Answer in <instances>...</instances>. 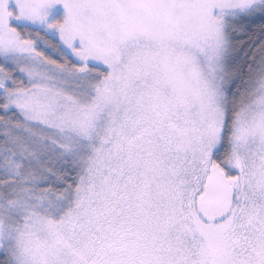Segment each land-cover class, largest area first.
Returning <instances> with one entry per match:
<instances>
[{"label": "snow or ice", "instance_id": "1", "mask_svg": "<svg viewBox=\"0 0 264 264\" xmlns=\"http://www.w3.org/2000/svg\"><path fill=\"white\" fill-rule=\"evenodd\" d=\"M0 264H264V0H0Z\"/></svg>", "mask_w": 264, "mask_h": 264}]
</instances>
